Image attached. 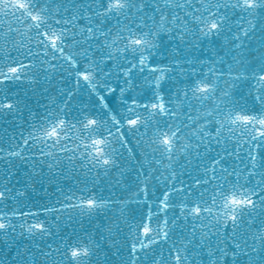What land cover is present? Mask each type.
<instances>
[{"label":"snow or ice","instance_id":"obj_1","mask_svg":"<svg viewBox=\"0 0 264 264\" xmlns=\"http://www.w3.org/2000/svg\"><path fill=\"white\" fill-rule=\"evenodd\" d=\"M164 35L195 48L199 47L196 40L224 37L230 47L215 61H185L192 67L179 69L182 79L169 93L173 98L166 100L161 82L175 70L174 66L181 64V59L173 57L164 65L149 64V57L159 52ZM109 61L112 65L106 71ZM197 63L200 68L195 66ZM205 64L207 72L203 71ZM65 65L72 70L75 84L79 86L83 82L90 95L94 93L97 99L91 108L78 106L71 116L65 110L67 102L60 112L36 114V122L30 125L23 146L30 148L29 141L42 145L36 151L41 157L50 159L47 162L49 170L66 158L70 163L79 159L81 167L87 163L91 168L103 169L105 175L113 168L123 175L121 149L128 145L126 132L147 136L146 140L137 141L141 147V156L136 160L140 165L137 179L140 172L146 173L143 181H139L142 187L136 185L139 190L134 193L135 202L141 203L148 201V181L177 177L174 164L184 167V162H190V154L201 155V148L207 153L213 144L220 145L230 139L236 141L231 150L225 144L217 152L218 158L206 170L212 173L208 180H196L197 185L216 182L211 191L205 190L208 191L207 199L205 191H200L196 199L182 200L179 217L173 214L170 219L166 214L162 222L153 221V216L158 214L149 209L147 216H142L140 222L130 228L131 264H161L156 258L158 245L170 240L177 219L191 217L199 221L208 216H211L209 224L193 223L184 230L187 237L172 240L164 264H190L187 246L196 238L197 227L203 242L210 235H216L211 228L204 231L210 224L219 227L229 222L235 250L229 252L219 244L215 250L210 248L209 255L215 257L211 264H224L229 255L232 257L230 264H264V227L251 237L240 231L246 222L251 225L257 209L264 215V94L253 98V104L259 100L260 105L251 108L247 104L240 105L236 99L237 95L244 97V85L250 78L264 82V0H0V91L16 82L35 84L41 71L47 79L49 71L65 69ZM146 69L153 76L151 100L126 97L130 88L141 86L135 83L138 76L147 80L143 75ZM113 77L124 81V87H119V107L115 109L101 94L106 91L111 95L117 91L107 83ZM168 78L175 80V77ZM8 95L0 97V111L18 112L22 101L9 100ZM73 95L74 92H69L68 99ZM96 107H101V111L97 112ZM122 111L126 114H121ZM149 129L151 135H148ZM241 150L247 154L251 168L245 173H237L235 168L230 172L229 166L221 161L224 156L240 159ZM127 151L131 152V148ZM61 153L65 155H58ZM8 155L20 156L21 152ZM165 160L167 165H164ZM45 162L42 159L40 164ZM153 164L171 171L167 176L161 171L153 177L158 171ZM241 175L245 183H239ZM229 176H235V181L229 180ZM171 191L187 196L183 188L173 186ZM169 194L165 191L163 198H158L163 210L176 206L169 200ZM23 195L21 191L13 195L7 180L0 185V204ZM70 199L65 194L63 202L57 201L60 209L78 208L81 213L90 215L109 204L119 203L121 217L132 202L97 198L90 189L86 195L77 197V204L68 203ZM60 209L44 206L43 211L58 213ZM11 215L34 219L35 222L27 226L30 236H52V229L57 226L55 220L39 219L38 212L14 210ZM261 223L264 225V221ZM16 227L9 213L0 212V236L10 235ZM69 240L71 242L61 237L63 249L53 248L51 244L39 249L42 261L33 259L36 254L31 249L23 253L17 249L15 264H49V258L50 264H98L94 257L99 244L91 237H88L89 242L79 237H69ZM119 264L128 262L121 260Z\"/></svg>","mask_w":264,"mask_h":264},{"label":"water","instance_id":"obj_2","mask_svg":"<svg viewBox=\"0 0 264 264\" xmlns=\"http://www.w3.org/2000/svg\"><path fill=\"white\" fill-rule=\"evenodd\" d=\"M188 43L191 44L192 40L189 39ZM196 43L199 44L198 48L186 47L178 38H169L164 35L159 52L149 57V64L160 65L167 64L173 57L181 59V64L174 66L175 70L168 73L166 79L161 82V91L165 95L166 100L173 98L170 97L169 93L174 91V86H178L182 79V73L179 69L181 67L185 69L192 67L185 61L189 59L194 61H215L219 56L224 55L225 50L230 47V45L225 43L224 37L196 40ZM178 46L179 50H177ZM111 65V61L107 62L105 70H109ZM195 66L197 68L201 67L199 63L195 64ZM216 66L220 67V65ZM203 71L207 72V64L203 65ZM71 73L72 70L67 65H65V69L49 71L47 79L44 72L41 71L37 76L38 82L35 84L28 81L16 82L0 91V97L7 93L9 94V100L20 99L22 101L18 112L0 111V149H3V152H0V185L7 180L8 187L13 190V195L17 191L25 193V195L17 197L15 200H8L0 204V212L9 213L10 219L17 226L14 232H10V235L0 236V264H15L17 249L21 253L31 249L36 254L33 259L42 261L43 258L39 256V249L46 248L48 244H51L53 248L59 246L63 249L61 237L69 242H71L69 237L72 239L79 237L84 239L85 242H89L88 237H91L93 241L99 244L97 255L94 257V261H98V264H119L121 260L131 264L133 257L129 255L130 228L139 223L142 216L146 217L149 209L158 214L153 216V221L156 222H162V218L166 214L170 219L173 214L179 217L181 211L179 203L182 200L187 202L196 199V194L200 191H205L206 189L211 191L216 183L215 181L197 185L196 180H208L212 173L206 170L209 169L212 161L218 158L217 152L225 144L231 150L232 145L236 142L235 139H230L220 145L213 144L211 146L212 150L207 153L201 148V155L197 157L194 153L190 154L188 157L190 162H184V167H180L179 163L174 164L178 173L177 177L167 180L164 177L159 180L153 178L148 181L150 188L148 201L141 203L135 202L134 193L139 190L136 185L142 187L139 181H143L146 173L140 172L139 179H137L140 165L136 163V160L141 156V147L137 141L139 139L146 140L147 136L140 137L136 133L126 132L125 138L128 140V145H126L125 149H121L123 152V175L116 168H113L105 175L103 169L91 168V165H87V163L85 167H81L79 159L74 163H70L66 158L62 159L60 165L49 170L47 162H50V159L41 157L36 151V148L42 147V145H34L33 141H29L31 147H25L23 146V138L28 136L31 130L30 125L36 122V114L43 115L46 111L60 112L64 108L65 102H67L68 107L65 110L69 111L71 116L78 106L82 108L84 105H88L91 108L95 103L97 99L95 94L90 95L89 88L83 82L77 86L75 84V76ZM143 75L147 77V80H141L138 76L135 83H139L141 86L134 89L130 88L125 93L126 97L130 95L137 99L151 100L154 89L152 84L153 76L148 69ZM120 76L122 77L123 73H120ZM168 77H175V80ZM107 83L116 87L117 91L111 95L106 91H102L101 94L105 96L110 107L118 108L119 87H124V81L113 77ZM243 91V98L239 95L236 96L240 105L247 104L250 108L259 106L260 101L256 100L255 104H253V98L264 94V82L258 83L257 79L250 78L245 82ZM69 92H74L71 99H68ZM95 110L100 112L101 107H96ZM121 114L126 113L122 111ZM224 134L231 135L228 133ZM148 135H151V129H149ZM116 146L118 147V144ZM21 148H24V150L21 151ZM127 148H131V152L127 151ZM17 151L21 152L20 156L8 155L10 152ZM58 155L64 156L65 154L61 153ZM238 155L240 159H236L235 156H224L221 163L229 166L230 172L235 168L237 173H245L247 169L251 168L247 154L241 150ZM42 159L46 161L44 164H40ZM34 161L35 163H33ZM181 161L183 162L182 157ZM167 163L168 161L165 160L164 165H167ZM152 167L158 169L152 174L153 177L158 176L161 171L167 176V173L171 171V169L161 165L153 164ZM90 168L91 170H89ZM217 172L219 173V166H217ZM228 178L231 181L236 179L235 176H229ZM239 183H245L243 175H241ZM173 186L177 189L183 188L187 192V196L182 195L180 192H172ZM189 188L192 191H188ZM81 189H84V191L82 192ZM89 189L97 198L103 197L111 201H132L127 205L128 211L125 216H120L121 205L119 203L109 204L104 208L97 209L90 215L81 213L78 208L60 209V204L57 201L63 202L65 194L71 197L67 201L68 203L77 204V197L86 195ZM165 191L170 193L169 200L176 205L174 208L163 210V206L159 203V199L163 198ZM208 191H205V199L208 197ZM44 206L60 209V211L58 213L45 212L43 211ZM14 210L38 212L41 220L45 218L55 220L57 226L52 229L53 235L44 236L43 238L38 235L30 236L27 232V226L35 222L34 219L31 217L12 216L11 212ZM215 214L216 210L214 209L213 215ZM206 215L202 214V216ZM210 220L211 216H208L206 220L201 219L199 221H193L191 217L188 220L178 218L176 226L172 229L170 240L161 242L158 245L157 260H160L161 264L168 260L167 253L170 243L172 240L187 237L188 233L184 230L189 229L191 224H209ZM262 221H264V215H261L260 210L257 209L251 225L246 222L240 231L247 232L248 236L251 237L253 233H257L264 227L261 223ZM22 223L24 224L23 228L20 227ZM209 228L216 232V235H210L207 241L202 242L199 235L200 229L197 227L196 238L191 244H188L187 252L189 253L190 264H211L215 257L209 255V250L210 248L215 250L218 244L229 252L235 250L231 243L232 228L230 222L227 226L221 225L219 227L214 223L210 224L204 231H209ZM21 232H23V235L20 234ZM182 232L183 235H181ZM251 242L250 239L249 243ZM118 249L119 253L117 254ZM56 259L60 261V255H57ZM66 259L65 257L64 260L66 261ZM231 260V255L227 256L224 264H230ZM50 262L51 258H49V264Z\"/></svg>","mask_w":264,"mask_h":264}]
</instances>
